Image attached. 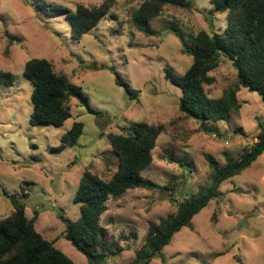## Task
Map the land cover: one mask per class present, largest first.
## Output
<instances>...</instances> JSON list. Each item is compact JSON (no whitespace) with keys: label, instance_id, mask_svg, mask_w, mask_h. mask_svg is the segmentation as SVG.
<instances>
[{"label":"rangeland","instance_id":"rangeland-1","mask_svg":"<svg viewBox=\"0 0 264 264\" xmlns=\"http://www.w3.org/2000/svg\"><path fill=\"white\" fill-rule=\"evenodd\" d=\"M35 1L0 0V72L15 78L12 87L0 86V219L14 211L3 190L19 197L29 194L22 202L29 219L37 212V232L55 242L75 264H89L65 239L66 223L58 218L60 210L69 221H78L80 208L74 198L85 170L106 181L116 172L118 160L112 153L110 134H121L123 128L138 123L162 125L165 131L144 177L164 187L175 184L176 190H132L110 201L101 219L108 239L120 241L125 248L108 264H133L149 223L175 213L174 201L183 199L181 192L185 198L197 197L209 187L213 175L209 157L225 165L226 156L238 159L257 142L264 103L257 93L239 87L232 63L222 59L210 73L215 82L205 87L206 92L219 99L238 88L240 111L226 121L207 123L206 129L220 136L204 132L196 120L180 112L182 91L166 79L165 71L183 75L193 60L183 54L181 42L168 29L193 35L223 33L226 14L214 13L210 0H191V10L166 6L152 24L158 35L151 37L131 24L133 10L145 0H112L110 15L81 42L71 38L64 17L46 16ZM46 1L75 11L80 5L94 8L106 0ZM32 59L50 61L57 74L82 88L103 117L89 114L72 100V118L63 128L32 127L33 85L24 75ZM112 69L135 90L134 96L116 85ZM76 121L84 124L78 143L54 153ZM171 157L179 162H172ZM220 192L219 199L194 217L193 230L182 229L150 264H264V154L224 182ZM120 236H128L129 242H122Z\"/></svg>","mask_w":264,"mask_h":264},{"label":"trees","instance_id":"trees-1","mask_svg":"<svg viewBox=\"0 0 264 264\" xmlns=\"http://www.w3.org/2000/svg\"><path fill=\"white\" fill-rule=\"evenodd\" d=\"M27 2L29 0H26ZM113 1L106 0L102 5L88 8L80 5L75 11L61 5L50 4L46 0H36V7L48 17H64L71 29V38L81 42L106 19L113 9ZM214 13L226 14L227 27L223 33L200 32L186 34L178 28H169L183 46V54L192 58L191 67L183 74L169 69L166 79L182 91L179 110L190 119L196 120L206 133L217 136L218 132L206 129L207 123H218L230 119L240 111L238 88L225 93L222 98L212 99L205 87L215 82L210 75L222 62L229 60L237 72L238 85L252 93H257L264 103V0H210ZM31 4V3H30ZM166 6L191 10V0H145L133 10L131 24L145 36L158 35L153 29V21L163 14ZM113 19L117 17L113 16ZM117 86L124 88L129 95H135L123 76L112 69ZM24 75L33 85L30 97L32 127L63 128L72 118L71 101L77 100L89 114L103 117L94 109L89 97L81 87L69 78L54 71V65L46 59H32L24 68ZM15 78L12 73L0 72V86L12 87ZM164 126L138 123L123 128L121 134H110L112 153L118 160L117 170L108 181L89 170H85L74 202L80 208L78 221H69L60 210L58 218L66 223L64 237L89 264H108L110 258L124 253L125 248L118 240H109L107 230L101 225L102 216L108 211L110 201L120 200L135 189L171 190L176 185L161 186L144 177V172L153 163L156 149ZM84 134V124L74 122L71 129L61 138L54 153H61L75 146ZM264 154V117L259 123L257 142L238 158L226 156V164L220 165L208 158L213 171L211 184L201 189L198 196L180 193L183 199L174 201L177 211L158 223H149L144 244L136 252L133 264H150L171 244L176 234L184 228L193 230L192 220L211 201L221 197V185L250 168ZM172 162H179L174 157ZM182 165L183 163L180 162ZM3 196L10 200L14 211L10 216L0 219V264H75L67 255L55 247V242L46 240L35 228L37 212L33 219L26 214L22 197L3 190ZM217 219L214 217V220ZM132 239H137L131 233ZM121 237V236H120ZM121 241L129 242L128 236Z\"/></svg>","mask_w":264,"mask_h":264}]
</instances>
